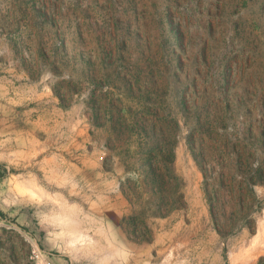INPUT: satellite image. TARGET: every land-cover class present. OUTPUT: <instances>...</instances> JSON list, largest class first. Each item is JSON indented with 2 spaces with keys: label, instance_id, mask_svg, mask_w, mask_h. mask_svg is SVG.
Wrapping results in <instances>:
<instances>
[{
  "label": "rangeland",
  "instance_id": "obj_1",
  "mask_svg": "<svg viewBox=\"0 0 264 264\" xmlns=\"http://www.w3.org/2000/svg\"><path fill=\"white\" fill-rule=\"evenodd\" d=\"M0 162V264H264V0H0Z\"/></svg>",
  "mask_w": 264,
  "mask_h": 264
},
{
  "label": "built area",
  "instance_id": "obj_2",
  "mask_svg": "<svg viewBox=\"0 0 264 264\" xmlns=\"http://www.w3.org/2000/svg\"><path fill=\"white\" fill-rule=\"evenodd\" d=\"M29 260L30 264H56L51 255L37 244L32 246Z\"/></svg>",
  "mask_w": 264,
  "mask_h": 264
},
{
  "label": "trees",
  "instance_id": "obj_3",
  "mask_svg": "<svg viewBox=\"0 0 264 264\" xmlns=\"http://www.w3.org/2000/svg\"><path fill=\"white\" fill-rule=\"evenodd\" d=\"M11 173L12 170L9 169V167L6 164L0 162V182L6 177H8ZM0 218L2 219L8 218V215L4 213L1 209H0Z\"/></svg>",
  "mask_w": 264,
  "mask_h": 264
},
{
  "label": "bare ground",
  "instance_id": "obj_4",
  "mask_svg": "<svg viewBox=\"0 0 264 264\" xmlns=\"http://www.w3.org/2000/svg\"><path fill=\"white\" fill-rule=\"evenodd\" d=\"M256 241V240H255ZM257 242V241H256ZM257 243H259V242H257Z\"/></svg>",
  "mask_w": 264,
  "mask_h": 264
}]
</instances>
